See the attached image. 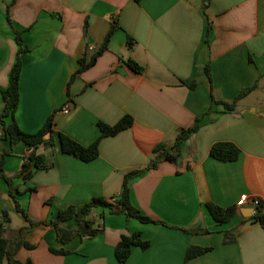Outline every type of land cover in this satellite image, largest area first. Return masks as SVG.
Wrapping results in <instances>:
<instances>
[{"label": "crops", "instance_id": "crops-1", "mask_svg": "<svg viewBox=\"0 0 264 264\" xmlns=\"http://www.w3.org/2000/svg\"><path fill=\"white\" fill-rule=\"evenodd\" d=\"M114 21L107 49L73 76L79 59L99 49ZM13 29L26 48L19 54L15 121L33 133L53 116L52 147L35 151L51 165L26 180L12 179L19 182L17 201L33 220L54 218L60 209L80 207L92 196L115 201L124 174L145 168L181 129L199 120L181 144L180 160L162 161L130 179L131 203L163 224L100 207L91 214L98 229L94 237L61 244L53 226H38L26 234L35 248H19L16 259L32 264H264V230L248 220L253 212L243 215L249 202L236 205L242 196L256 197L264 210V0H0V90L7 87L17 55ZM127 59L143 70H133ZM247 88L233 109L218 104L231 103ZM66 102L70 111L61 114ZM123 115L131 116L132 124L101 137L92 160L60 150L58 133L88 146L99 136L98 122L111 125ZM216 141L234 143L239 156L212 158L209 150ZM8 145L1 138L0 153ZM31 150L22 142L14 145L5 155L4 172L16 175ZM7 191L0 179V192ZM206 202L234 205L236 214L216 223ZM59 225L70 229L75 221ZM133 232L148 245L132 246L120 263L114 257L116 243ZM226 232L235 234L232 241H223ZM190 245L209 250L185 261ZM49 247L67 253L53 254Z\"/></svg>", "mask_w": 264, "mask_h": 264}, {"label": "trees", "instance_id": "trees-1", "mask_svg": "<svg viewBox=\"0 0 264 264\" xmlns=\"http://www.w3.org/2000/svg\"><path fill=\"white\" fill-rule=\"evenodd\" d=\"M116 27L117 22L114 21L109 31L105 34L99 49L96 52H93L88 59H85V57L79 59V68L73 73V76L75 74L81 73L94 64L96 57L107 49L110 36ZM13 32L18 45L17 55L11 70H9L7 87L3 90H0V95L3 102L2 110H0V126L1 132L3 134L1 138L6 139L9 144L8 147L2 150L0 153V179L7 184V194L13 201L15 212L20 214L26 224L18 228L13 238H7L4 233L7 231L6 223H8L10 219L7 215L6 209L0 210V264H4V262L6 264H32L30 259H27L26 261H20L16 259L15 255L21 247H25L27 249L35 248V245L26 239V234L38 226H53L56 231V240L61 244L66 243L72 237H94L95 234H97L98 229L94 227V221L91 217V214L95 209L100 207L106 209L109 213L114 215H123L126 218H134L142 223L163 224L162 222L154 221L153 219L141 214L134 207L129 198V182L133 176H137L150 168H155L158 163L162 161L173 163L177 162L178 157L181 155V144L191 133L198 129V118L195 119L193 124L189 127L181 129L179 133L175 135L173 144L169 148H162L158 154L154 155L145 168L140 170L133 169L130 172L124 174L121 193L115 201L108 200L101 196H92L80 207L69 205L66 208L60 209L58 212H56L54 218H48L45 220H33V218L27 214V210L20 205L14 195V193L19 194V192L12 179L13 177L15 178L17 176L21 177L23 180H26L34 172L48 168L51 165V163L45 161L42 154H37L35 151L41 146L52 147L53 137L50 134V131H52L53 128V116L50 115L45 120L41 128L33 133H27L21 130L15 121L14 114L18 108L19 73L21 70L19 54L26 50V48L22 45L18 30L13 29ZM126 64L138 73L143 70V68L132 59H127ZM205 69L206 73L209 74V69L207 66ZM250 90L251 88L243 90L241 94H239V96H237L231 103L219 102L218 104H222L225 109H233L236 99L238 97L241 98L242 96H245ZM131 124L132 118L129 115H123L117 120V122L111 125L98 122L97 127L100 131L99 136L88 146L80 145L72 138L62 133H58L60 150L62 153L72 155L83 162L90 161L97 156L98 141L101 137L111 136L115 133L117 134L120 131L128 128ZM46 135H49L48 140L45 139ZM19 142L29 146L32 148V150L25 156L20 171H18L16 175H8L4 172L5 155L11 153V151H13L14 145ZM239 152L240 151L237 148V145L228 141H216L211 145L209 150L211 157L217 159V161L234 160L237 158V156H239ZM205 206L209 211L211 218L216 223L226 222L231 217H233L234 214H236V207L234 205L220 207L215 205L213 202H206ZM70 218H73L75 221L74 228L68 229L59 225L60 222L66 221ZM248 220L258 223L264 230V210L262 209L261 204L255 208L253 214L248 218ZM139 235V233L133 232L130 235L123 234L120 236V239L116 243L114 250V257L118 262L122 263L127 259L128 255H130L132 246H138L140 248L147 247L148 242L142 240ZM234 237V233L226 232L224 234L223 241L230 242L234 239ZM49 250L52 251L53 254L67 253V250L55 249L53 247H49ZM207 250H209V247H197L190 245L186 250L184 260L186 261L193 256L195 257L201 255Z\"/></svg>", "mask_w": 264, "mask_h": 264}, {"label": "rangeland", "instance_id": "rangeland-1", "mask_svg": "<svg viewBox=\"0 0 264 264\" xmlns=\"http://www.w3.org/2000/svg\"><path fill=\"white\" fill-rule=\"evenodd\" d=\"M262 99L264 100V96H262ZM15 174V173H14ZM18 178V177H16ZM19 182L17 179H14V185L18 188L19 192ZM16 199L18 200V194L14 193ZM20 205H23V203L19 202ZM5 208L7 211V215L10 219L8 223H6L7 231L5 233V236L9 239L13 238L17 232V229L23 225L26 224V222L22 219L20 214L15 212L14 204L12 199L8 196L7 192H0V209Z\"/></svg>", "mask_w": 264, "mask_h": 264}, {"label": "built area", "instance_id": "built-area-1", "mask_svg": "<svg viewBox=\"0 0 264 264\" xmlns=\"http://www.w3.org/2000/svg\"><path fill=\"white\" fill-rule=\"evenodd\" d=\"M70 102H66L60 109V113L61 114H67L70 111ZM3 136L1 130H0V138ZM247 202L250 203V205L254 208H257L258 206H260V201L259 199H257L256 197H252L249 200H247L246 196H242L239 198V200L236 202L237 206H243L245 205ZM254 212V211H253Z\"/></svg>", "mask_w": 264, "mask_h": 264}, {"label": "water", "instance_id": "water-1", "mask_svg": "<svg viewBox=\"0 0 264 264\" xmlns=\"http://www.w3.org/2000/svg\"><path fill=\"white\" fill-rule=\"evenodd\" d=\"M180 158L181 157H179V160H180ZM254 210H255V208L249 205V206H247V209H246L247 213H244V212H242V213L244 216H250Z\"/></svg>", "mask_w": 264, "mask_h": 264}]
</instances>
